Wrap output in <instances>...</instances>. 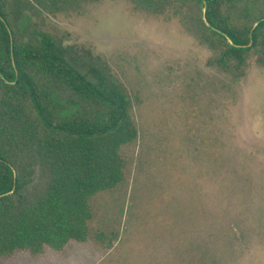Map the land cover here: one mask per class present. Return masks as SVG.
<instances>
[{
	"label": "rangeland",
	"instance_id": "obj_1",
	"mask_svg": "<svg viewBox=\"0 0 264 264\" xmlns=\"http://www.w3.org/2000/svg\"><path fill=\"white\" fill-rule=\"evenodd\" d=\"M29 1L33 23L79 70L97 66L125 89L138 138L121 149L124 181L92 200L87 243L0 264H264V66L256 57L241 77L218 68L210 47L220 40L195 2ZM223 17L234 29L250 26Z\"/></svg>",
	"mask_w": 264,
	"mask_h": 264
},
{
	"label": "trees",
	"instance_id": "obj_2",
	"mask_svg": "<svg viewBox=\"0 0 264 264\" xmlns=\"http://www.w3.org/2000/svg\"><path fill=\"white\" fill-rule=\"evenodd\" d=\"M139 1L149 7L169 0ZM208 3L203 17L212 29L204 27L220 40L210 47L218 52L215 65L241 77L251 54L264 66L259 38L215 24V0ZM33 11L29 0H0V257H40L87 243L92 200L124 181L121 149L138 138L125 89L97 66L79 70L33 23Z\"/></svg>",
	"mask_w": 264,
	"mask_h": 264
},
{
	"label": "flooded vegetation",
	"instance_id": "obj_3",
	"mask_svg": "<svg viewBox=\"0 0 264 264\" xmlns=\"http://www.w3.org/2000/svg\"><path fill=\"white\" fill-rule=\"evenodd\" d=\"M202 1L203 5H206L207 10V5H209L208 0ZM211 10V19L218 26H228L227 20L223 17V15L235 14L242 17L250 24V26L245 25L242 28L231 30L244 32L248 31L252 35H256L259 38L257 39V46L264 45L262 40V34H264V0H215ZM204 23L207 28H211V24L207 22V20L204 19ZM213 30H215V28H213ZM254 44L255 43H252V45Z\"/></svg>",
	"mask_w": 264,
	"mask_h": 264
},
{
	"label": "water",
	"instance_id": "obj_4",
	"mask_svg": "<svg viewBox=\"0 0 264 264\" xmlns=\"http://www.w3.org/2000/svg\"><path fill=\"white\" fill-rule=\"evenodd\" d=\"M220 34L223 35L224 37H226V35H225L224 33L220 32ZM229 42H230V41H229ZM230 43H231V42H230Z\"/></svg>",
	"mask_w": 264,
	"mask_h": 264
}]
</instances>
